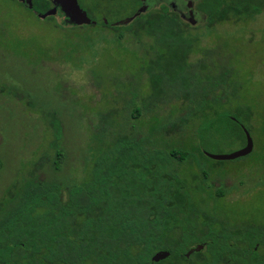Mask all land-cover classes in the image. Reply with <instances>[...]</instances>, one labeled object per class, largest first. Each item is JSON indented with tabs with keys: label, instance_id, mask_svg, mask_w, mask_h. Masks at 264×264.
I'll list each match as a JSON object with an SVG mask.
<instances>
[{
	"label": "trees",
	"instance_id": "trees-1",
	"mask_svg": "<svg viewBox=\"0 0 264 264\" xmlns=\"http://www.w3.org/2000/svg\"><path fill=\"white\" fill-rule=\"evenodd\" d=\"M198 6L206 26L246 21L264 12V0H199ZM117 31L119 39L130 36L144 45L141 73L148 93L138 104V94L132 92L125 108H132L134 120L151 113L150 134L142 142L148 146L141 145L133 131L118 136L90 174L74 184L43 180L34 169L38 164H32L29 176L6 190L9 197L0 207L3 263H12L14 251L20 250L21 258L37 257L44 263L132 264L158 249L173 250L167 245L173 233L190 242L204 241L228 223L218 207L210 205L212 199L224 197L225 187L208 190L200 174L192 175L191 183L183 172L187 164L182 163L194 150L172 144L186 135L194 137L196 150L206 157L204 151L223 139L246 145L245 129L253 128V113L249 105L236 101L240 85L227 41L202 46L168 9L146 13ZM146 37L150 39L145 42ZM176 103L181 115L169 126L162 125L157 110ZM45 120L56 132L50 149L55 152L51 168L57 173L66 157L59 147L62 124L55 118ZM156 140H162L164 152L154 150ZM245 234L252 231L238 233Z\"/></svg>",
	"mask_w": 264,
	"mask_h": 264
},
{
	"label": "rangeland",
	"instance_id": "rangeland-1",
	"mask_svg": "<svg viewBox=\"0 0 264 264\" xmlns=\"http://www.w3.org/2000/svg\"><path fill=\"white\" fill-rule=\"evenodd\" d=\"M94 1L81 0L80 8L99 20L103 15L111 20L127 17L134 10L128 7L134 0H116L119 5L107 0L100 6ZM117 32L100 25H67L39 17L18 0H0V199L9 197L15 180L29 176L32 164H38L34 169L43 180L74 184L90 174L118 136L133 131L141 145L148 138L151 113L134 120L132 108H125L132 92L138 94V104L148 93L146 75L141 73L144 45L130 36L119 39ZM189 32L202 46L227 41L240 85L236 101L249 105L253 113L254 151L248 158L225 160L216 167L217 160L200 154L196 139L186 135L172 142L194 150L182 163L187 164L184 175L192 183L190 177L200 174L208 190L225 187L224 197L210 202L222 217L232 222L264 220V12L246 21L202 23ZM177 106L157 110L162 125L169 126L181 115ZM53 118L61 120L59 147L66 152L57 173L51 168L55 152L50 149L56 132L45 120ZM241 147L223 139L206 151L229 154ZM154 150H166L162 140H156Z\"/></svg>",
	"mask_w": 264,
	"mask_h": 264
},
{
	"label": "flooded vegetation",
	"instance_id": "flooded-vegetation-1",
	"mask_svg": "<svg viewBox=\"0 0 264 264\" xmlns=\"http://www.w3.org/2000/svg\"><path fill=\"white\" fill-rule=\"evenodd\" d=\"M18 1L26 5L39 17L46 12L52 11L53 13L45 18H55L64 24L76 25L71 23L63 9V5L56 0ZM106 2L107 0H95L93 4L100 6L101 3ZM78 3L82 7L81 0H78ZM120 3V1L115 0L114 5H119ZM129 3L131 4H128V7L133 8V12L127 17H120L116 20H111L106 15H103L99 20L94 18L89 10L83 7L92 21L89 24L77 26L100 25V27L117 31L121 27L131 25L138 17L146 13L162 9H168L169 13L181 21L188 30L207 21V19L203 21L204 14L198 6L199 0H134L133 4L131 1ZM142 6H145L146 11L128 23L121 22L126 18L133 17ZM5 196L7 195H2V197ZM5 198L0 199V207L4 204L2 201ZM227 222L224 227H218L220 229L217 234H209L207 240L204 241L190 242L186 240L189 237L183 239L178 232L173 233L174 239L167 244L173 250L158 249L151 255L133 259L132 264H264V220L232 222L228 219ZM242 230L252 231V235L245 234L239 237L238 233ZM231 233L236 234L231 235ZM157 244L161 245V243H156L155 245L157 246ZM159 252H168V255L156 260L154 257ZM14 253L15 256L12 263L0 261V264H52L48 263V261L46 263L41 262L42 259L37 257L21 258L20 250H16Z\"/></svg>",
	"mask_w": 264,
	"mask_h": 264
},
{
	"label": "water",
	"instance_id": "water-1",
	"mask_svg": "<svg viewBox=\"0 0 264 264\" xmlns=\"http://www.w3.org/2000/svg\"><path fill=\"white\" fill-rule=\"evenodd\" d=\"M57 2L61 3L63 5V9L67 15V17L70 19L71 23L76 25H82V24H89L91 23V19L88 17L87 13L83 11L80 8V5L78 3V0H56ZM146 11L145 6H142L137 13L133 17L126 18L122 20V23H128L132 19H134L136 16L141 14L142 12ZM53 12L49 11L44 14H42V17H47L48 15H51ZM246 136H247V143L242 148L229 153V154H213L211 152L206 151L205 153L216 160H233L239 157L246 156L250 154L254 150V140L251 135V133L245 129ZM199 249V248H198ZM168 255V252H159L155 255V259L164 258Z\"/></svg>",
	"mask_w": 264,
	"mask_h": 264
}]
</instances>
